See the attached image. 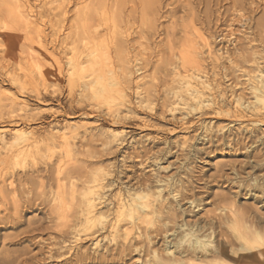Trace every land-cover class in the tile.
Listing matches in <instances>:
<instances>
[{"label": "bare ground", "instance_id": "6f19581e", "mask_svg": "<svg viewBox=\"0 0 264 264\" xmlns=\"http://www.w3.org/2000/svg\"><path fill=\"white\" fill-rule=\"evenodd\" d=\"M34 2L39 3L40 6L38 7H40V10L36 7L37 5H32ZM133 2L136 3L135 6L128 10L127 4H134ZM156 2L158 1L33 0L32 3V0H0V30L2 29L0 33L25 34L28 37V42L38 39L43 50L46 49L47 51V45L50 43L56 49L60 47L62 49L69 48L73 54L68 61L63 62L61 57H55L53 53L51 57L49 51H44L46 55L48 53L51 57L49 58L53 62L55 70L39 74L35 81L25 73L18 74L15 70V72H10L9 69L11 68L1 64V71L11 84L18 88L21 94L19 96L14 94L12 96L0 95V123L4 127L12 129L0 132V147L4 151L0 152V205L4 204L0 208L8 211L6 202L11 197L15 210V215L7 214L6 220H13L20 216L19 214L24 204L27 206L34 205L33 201L35 199L32 196L22 200L20 188L23 187L24 189L29 184V178L32 175L41 173L36 161L41 157V152L39 153V151L35 150H39L38 144L43 139L36 137L34 133L28 132L22 127L41 118H39V114L28 117L16 114L19 107L22 108L21 105L26 107L25 91L28 89L26 84L32 87L31 92H34L40 99L42 93L35 84L39 82V84L45 85L44 89L48 88V85H56L59 80L62 81L65 76L64 72H67L66 77H68L70 90L79 91L82 94V99L94 100L103 96L110 99L122 92L125 95L126 89L133 82V75L137 72L139 73L142 69H136V64L131 65L132 67L129 65V58L131 57L129 50L132 48L131 43L133 40L131 39V42L128 39L129 37L126 38L127 35L129 36L127 33L126 36L120 35L122 36L121 38L113 40L109 35L111 41H108V38H105L106 40L103 39L99 29L101 26H106L108 32L109 30L111 32L109 34H112V32L116 34L121 32L120 29L123 30L130 26L131 22L133 24V20H135L134 23L136 22L139 25L136 24V27L144 28L149 32L151 30L155 31ZM232 4L234 8H241V10L244 7L243 3L235 0ZM183 8L190 11L188 14L194 10L190 4ZM190 15L189 28L185 27L180 32L182 38L179 44H176L177 41H173L170 47L172 49L173 46L178 45L180 49L171 50L170 59L167 58L166 61H161V63H165L166 75L172 81L170 86L171 84L173 85L172 91L170 89L172 102L169 105L172 115L182 112L180 113L183 114L182 117L179 119L175 118L176 120L184 121L192 116H204L212 113L217 117L229 116L232 119L231 124L247 122L254 127L263 124L264 54L262 53L263 56L258 55L254 51L256 47L253 48L252 43L255 42V39L250 38V35L252 36L255 33V31L254 33L251 31L254 26L256 30L264 31V20H256L255 24L250 25L249 28L246 23L247 30L251 31V33H248L250 34L249 37L246 35L247 38L244 40L240 39L241 41L229 39L226 42L228 45L216 50L209 39L197 27L198 24H204L207 20H198L195 12ZM243 17L245 19L244 15ZM207 19L209 18L207 17ZM249 19L245 21L250 23ZM46 20L50 22L53 35L56 32L62 34V32L68 31L66 39L62 41L58 37L49 42L50 37L46 34V28H44V26L47 27L44 25L47 23ZM53 20L55 21L53 22ZM252 21H254V18ZM35 23H39L43 27H33ZM127 23L129 24L126 27L121 26ZM106 28L104 29L106 30ZM106 31L104 32L106 33ZM130 35L132 34L130 33ZM177 36L176 33L174 37ZM113 37L115 38V36ZM135 39H137L136 36ZM141 39L140 37L139 40ZM2 40L3 38L0 35V43ZM105 47L110 50L113 49V53H115L114 58L119 63L120 70V74L117 77L111 75V71L105 66L104 58L93 55L94 50ZM42 59L47 60L48 58H43L42 56L37 58V61H34L26 57V63L33 68V66L39 65ZM147 60L145 61L147 62ZM145 61L143 60V62ZM140 62L138 63L140 64ZM217 70H220L223 77L228 78V81L234 80L235 82L239 79H244V83L248 87V95L251 96L250 101H245L241 94L235 95L232 100H229L222 92L221 85L216 83ZM165 82L168 83L167 80ZM135 84H137V81ZM43 85L41 86L43 87ZM137 87L140 88L139 84H137ZM45 90L48 93V90ZM139 98L141 97L139 96ZM168 98L170 97L168 96ZM126 102L130 103V100ZM142 102L149 103V97L142 98ZM126 104L124 107L127 106ZM125 108L130 110L128 107ZM109 114L114 128L127 119L125 115L122 116L119 110H111ZM199 122H201V128L205 131L211 129V121L206 122L203 119ZM67 129L68 126L63 128V130L56 131V133L51 131L52 133L46 137V140L51 141V145L48 146L50 150H56L55 148L57 147L58 149L61 148L62 152L68 154L67 157H69V154L75 152L73 149L75 146L72 145L71 137L65 134ZM125 131H112L110 139H103V151L94 150L93 153L89 152L90 156H88L96 159L100 156L101 159L97 165L102 163V156H115L118 154L124 156L126 153L123 148L121 149V145L123 146L126 142L124 137L128 135V132ZM57 132H62V134ZM251 133L253 134L254 132L251 131ZM78 136L79 133L76 132L73 138ZM202 138L199 136V139ZM131 143L129 142L128 145ZM77 153L79 154V152ZM153 153L151 154L149 151L148 153L137 154V157L142 160L139 162V166L150 167L147 160L152 161L158 158L157 156V158L154 157ZM159 153L163 156L162 151ZM150 154L154 159L149 156ZM196 155H192V157L198 158ZM64 156L66 155L64 154ZM21 157H30L34 165L31 166V172L25 171L24 177H20L25 178V180L22 181L19 178L17 182L15 179L17 175L16 166L19 164V158ZM144 158L147 159L143 161ZM159 158L162 159V157ZM71 159L75 160L74 158ZM24 162L26 163V161ZM22 164V167L23 165L25 166V164ZM91 166L76 167L75 165L73 168L70 166L71 168L58 169L55 179H53L54 174L53 177L48 176V179L55 180L60 191L49 194L43 193L40 196L47 205L51 206V211L54 213L63 204L65 206L68 205V208L71 209V214H67L69 220L67 229H62L59 225L56 228L57 234L64 241H58L52 245L49 244L50 246L47 247L46 251H43V247L39 252L30 256H28L29 253L12 257L8 256L3 260L2 264H49L56 258L63 259L64 257L65 259L66 256L70 258H66L65 264H121L120 262H126L127 258L129 259L133 254L135 256L139 255L140 260L142 255L146 257L142 264H249L246 262V255L239 254L238 250H235L230 242H225V238L235 233L236 237L245 240L247 245L257 243H263L264 245V227L259 226L256 228L249 223L240 225L244 216L242 212L238 213L232 210V214L228 219L217 220L215 212L206 210L204 217L196 218L206 208L203 207L202 211L198 210L197 212V209L202 207V201H204L203 197L201 198L196 192L198 187L195 183L201 180L199 178L193 185L186 186L185 184L183 185L181 178L178 179L176 176L161 177L160 175H155V177H151L146 175L141 177L140 175H135L128 177L129 175L119 170L120 168L117 169V166L112 165L113 170L110 171L104 168L92 169ZM162 168L160 167L158 170L161 171L160 169ZM46 173L51 175L50 168L46 170ZM134 174L137 173L134 172ZM64 181L69 182L70 186L66 187ZM41 183V185H44L43 180ZM255 183H257L256 180ZM257 188L262 189L259 185H257ZM249 192H253V190ZM190 214H195V216ZM47 229L49 228L41 225L36 228V231H45ZM70 235L73 236V240L69 243L71 246H68V240H65L68 237L70 238ZM111 237L112 239H110ZM107 240L111 241V244H116V248L102 247L104 245L102 243L104 241L107 242ZM87 242H91L96 250L102 247L103 252L89 253L90 250L89 248L87 249V246L78 250L77 247L74 248L78 244L82 245ZM244 248L246 251L258 249L256 246L252 248L245 246ZM66 249L67 252L65 253L64 250Z\"/></svg>", "mask_w": 264, "mask_h": 264}, {"label": "rangeland", "instance_id": "374dc122", "mask_svg": "<svg viewBox=\"0 0 264 264\" xmlns=\"http://www.w3.org/2000/svg\"><path fill=\"white\" fill-rule=\"evenodd\" d=\"M157 1L155 6L157 12L155 15V31L151 30L149 32L144 28L136 27L138 24L136 22L134 23L135 20H133L134 25L132 22L130 26H127L129 23L122 24L121 26H127L128 28L126 27V29L122 30L119 27L121 32L116 34L113 32L109 34L111 32L110 30L108 32L106 26H101L99 29L100 35L103 39L108 38V41H111L110 38H112V40L116 38L119 39L122 37L120 35L126 36L127 33L129 36L127 35L126 38L129 37L128 39L133 40V42L131 40L132 48L129 50V55L131 56L129 58V65L133 66L136 64V69H142L139 73L137 72L133 75V82L126 89L125 95L122 92L110 99L104 96L94 100L82 99V94H80L79 91L70 90L67 80L68 77H66L67 72H64L65 76L62 81L59 80L56 85H48L49 87L45 88L48 90V93L45 92V85L37 82L40 87L37 83L35 85H37L38 90L42 93L40 99L34 92H31L32 87L26 84L28 88L27 91H25L26 107L21 105L22 108L19 107L16 114L23 117L39 114V118H41L30 122L28 125L22 126L28 132L34 133L36 137L43 139V141L38 144L39 150H35L37 152L39 151V153L41 152V157H39V160H36L37 167L41 173L32 175V177L29 176V184H27L24 189L23 187L20 188L22 200H26L28 197L31 198L32 196L35 199L33 201L34 205L27 206L24 204L19 214L20 216L13 220H6L5 218L7 214L15 215L11 197H9L8 202H6L9 212L5 211L4 208H0V264H2L3 260L8 256H18L23 253H29L28 256H30L39 252L43 247V251H46L47 247L55 242L64 241L61 239L62 237L57 234L56 228L59 225L60 228L67 229L66 227L69 224L67 214L71 212V209L68 208V205L65 206L63 204L59 210L54 213L51 211V206L47 205L40 196H42L43 193L49 194L51 192H59L60 189L55 180H53L56 177L57 170H63L67 167L73 168L75 165L76 167H81L84 165L91 166L92 164V169L104 168L105 170L107 169V171L113 170V165L129 175L128 177H133L135 175H140L141 177H145L146 175L151 177H155V175H160L161 177L176 176L178 179L181 178L183 185L185 184L186 186H190V184L193 185L199 178L201 179L198 181L200 184L195 183L198 187L196 188V192H198L201 198L203 197L202 199L204 201H202V207L197 209V212L198 210L202 211L203 207L206 208L201 214H198L196 218L204 217L207 210L213 213L215 212V218L217 220H226L231 216L232 210H235L238 213L242 212L244 215L240 225L243 223L247 225V223H249L256 228L259 226L264 227V123L256 127L247 122H238L236 125L235 123H230L232 119L229 118V116L223 115L224 117H217L212 113L205 114L204 116H192L184 121L176 120V118L179 119L182 117L183 114H180L182 113L180 112L172 115V112H170L169 105L172 102L171 91L173 85L171 84L170 86L172 81H170V78L166 75L165 63H161V61H166L167 58L170 59L172 55L171 50L180 49L178 45L173 46L172 49L170 47L173 41H177L176 44H179L182 38L180 32L185 29V27L189 28V19L191 18L189 15L194 12L198 20H207L204 24L199 22L200 24H198L197 27L200 32L204 33L203 35L209 39L213 48L216 50L228 45L226 42H228L229 39H233V41H239L240 39L244 40L249 37L250 34L248 33H251V31L254 33L255 31L252 36L250 35V38L255 39L252 45L253 48L256 47V50H253L258 55L263 56L264 31H259V29L256 30L255 26L251 31L247 29L250 25L255 24L256 20H264V0H235L236 2L243 3L244 7L242 10L241 8L238 9L233 7L232 3L234 0ZM135 2H133L134 4H127L128 10L135 6ZM187 4L193 7L194 10L192 13L188 14L190 11L183 8ZM32 5H37L36 7L40 10V7H38L40 6L39 3L37 4V2H34ZM207 17L209 19H207ZM253 18L254 21H252ZM248 19L250 23L249 21H245ZM46 21L48 24H44L47 26H44V28H46V34L50 37L49 42L58 37L62 41L66 39V33L68 31H64L62 34L56 32V34L53 35L50 22L48 20ZM54 21L55 20H53V22ZM245 24L248 25V28ZM33 27L43 26L39 23H35ZM104 28H106L107 31ZM104 31H106V33L108 32V37ZM140 31L142 32L140 33ZM130 33L132 35H130ZM176 33L178 36L174 37ZM0 35L3 38L0 43V67L6 65L8 68H11L9 69L10 72L16 71L18 74L25 73L33 81H35L39 74L43 72H53L55 70V66L50 60L52 53L55 57H61L63 62L68 61L73 55L69 48L62 49L61 47H57L58 49H56V47L49 42L47 45L48 50H43L38 39H33L28 42V37L25 34L15 35L1 32ZM109 35L111 36L110 38ZM133 35H135L137 39H135ZM113 36H115V38ZM140 37L142 38L141 40H139ZM43 42L46 43L45 40H43ZM44 51H49L51 57L48 53L46 55ZM93 55L104 58L106 62L105 66L111 71L112 76L117 77L120 74L119 63L114 58L115 53H113V49L110 50L107 47L100 48L94 50ZM42 56L43 58L47 57L48 61L42 59L41 63L37 66H33V68L27 65L26 57L27 59L31 58L37 61V58H41ZM146 59H148L147 62L145 61ZM143 60L145 62H143ZM138 62H140V64ZM220 70H217V77H215V79L217 80L216 83L221 85V90L226 97L232 100L235 95L241 94L245 101H250L251 96L248 95V87L246 83H244V79L237 80L239 81V85H237V81H228V78H224L222 74L223 71L221 70V72ZM3 75L0 69V95H21L18 88L11 84L8 78L5 77L6 75ZM166 80L169 84L165 82ZM136 81L140 88L135 84ZM231 81L234 82L232 86H230L232 83ZM41 85H43V87ZM139 96L141 98H139ZM168 96L170 98H168ZM145 97H149V103L142 102V98ZM126 98L130 100V103L126 102L128 101ZM125 104L127 105L125 107H128L130 110L124 107ZM111 110H119L122 116L125 115V117H127L126 121H123V123L116 128L112 126L113 121L109 116ZM203 119H205L206 122L211 121L212 123L211 129L208 131L201 128L202 125L199 121ZM67 126L68 129L65 134L71 137L72 145L75 146L73 148L75 152L71 153L73 156L69 154V157H67L68 154L62 152L61 148L58 149L57 147L55 148L56 150H50L48 146L51 145V141L46 140V137L50 136L49 134L52 133L51 131L56 133V131L63 130V128ZM4 130L12 129L10 127H4L3 124L0 123V132ZM114 130L117 132L126 130L125 132H128V135L124 137L126 140L125 144H123V146L121 145V149L123 148L126 154L124 156H121L122 154L102 156V163L97 165L98 161L101 159L100 156L97 159L89 157V152L93 153L94 150L103 151V139H110V135ZM251 131L254 133L252 134ZM76 132L79 133V136L73 138ZM57 133L62 134V132ZM199 136L204 139H199ZM129 142H132L129 144L130 146L128 145ZM131 147L134 148L131 149ZM82 148L83 150H81ZM1 151L4 152L0 147V152ZM80 151H83L81 155ZM149 151L151 154L154 152V157L157 156L158 158L156 157L157 159L152 161L149 159L147 160L148 166L150 167H140L139 162L142 160L140 157H137V154H141L142 152L148 153ZM161 151L163 152V156L159 153ZM165 151L167 152L165 153ZM77 152H79V154ZM64 154L66 156H64ZM151 154L149 156L154 159ZM192 155H196L198 158L195 159ZM30 157L19 158V166H16L17 175L15 176L17 182L20 177H24L26 172H31V166L34 164L32 163V157ZM159 157H162V159ZM145 159L147 158H144L143 161ZM24 161H26V163ZM21 163L25 164V166L22 164V167ZM160 167L164 168L159 171L158 169ZM49 168L51 170V175L46 173V170ZM134 172L137 174H134ZM48 176L54 177L53 179H48ZM21 179L22 181L25 180V178H20V180ZM42 180L44 185H41ZM255 180L257 183H255ZM64 183L66 187L70 186L69 182L64 181ZM257 185L262 189L257 188ZM251 190H253V192H249ZM27 191H30L31 194ZM37 196L40 198L39 200ZM191 216H195V214ZM41 225L49 229L45 231H36V228ZM72 237L73 236L70 235V238L68 237L65 240H68V246H71L69 243L72 242ZM110 239H112V237ZM227 241L230 242L235 250H238L239 254L246 255V262L249 264H264L263 243L247 245L246 241L237 238L235 233L225 238V242ZM102 244H104L102 247H110V249L116 248V244H111L109 240H107V242L104 241ZM80 245L81 244L73 246L74 248L77 247V250L82 247L86 248L87 246V249L89 248L90 250L89 253L103 252L102 247L98 248L100 251L98 249L96 250L91 242L84 243L82 244L83 246ZM245 246L248 248L256 246L258 249L246 251L244 248ZM64 251L66 253L67 249ZM138 256L139 255L135 256L133 254L129 259L127 258L126 262L122 261L120 263L142 264V261L146 260V257L142 255L140 260V256L139 258ZM66 258L68 259L70 257L66 256L65 259L63 257V259L61 258L62 260L56 258L49 264H65L64 261L67 260Z\"/></svg>", "mask_w": 264, "mask_h": 264}]
</instances>
